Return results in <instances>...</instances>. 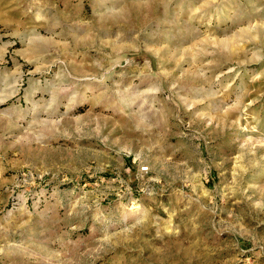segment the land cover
<instances>
[{
	"label": "rangeland",
	"instance_id": "rangeland-1",
	"mask_svg": "<svg viewBox=\"0 0 264 264\" xmlns=\"http://www.w3.org/2000/svg\"><path fill=\"white\" fill-rule=\"evenodd\" d=\"M0 264H264V0H0Z\"/></svg>",
	"mask_w": 264,
	"mask_h": 264
}]
</instances>
